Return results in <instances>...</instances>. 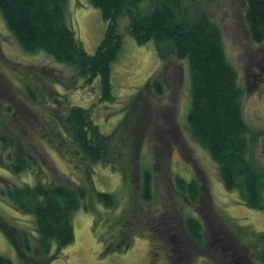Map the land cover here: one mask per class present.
I'll use <instances>...</instances> for the list:
<instances>
[{
    "label": "rangeland",
    "instance_id": "374dc122",
    "mask_svg": "<svg viewBox=\"0 0 264 264\" xmlns=\"http://www.w3.org/2000/svg\"><path fill=\"white\" fill-rule=\"evenodd\" d=\"M146 5L147 1L143 7ZM184 10L190 21L206 14L219 25L228 60L238 72L245 92L244 120L263 133L252 154L264 169V45L250 37L245 1L185 0ZM66 21L87 53L95 54L107 29L101 11L89 0H67ZM127 22H120L124 45L112 65L115 99L102 103L99 79L92 86L78 79L74 88V69L42 51L25 53L0 13V135L11 130L9 134L17 136V132L19 144L30 149L47 171L44 180L69 181L73 187L87 191L86 199L73 215V243L61 250L54 245V259L49 264H261L264 210L249 208L238 193L225 188L217 164L188 130L187 61L169 56L164 63L153 41L142 46L135 41L127 31ZM37 73L60 79L65 87L55 86L58 93H50V99L44 95L48 104L32 106L25 95L20 97L15 90L19 92L17 87L30 80L42 91V85L35 83ZM156 75L164 83L159 96L149 86ZM12 96L16 98L12 100ZM68 104L92 109V118L101 132L115 141L113 163L67 162L55 151L54 145L60 141L43 125L41 120L49 117L42 113H54ZM31 106L40 122L32 119ZM20 110L31 119L23 118ZM31 130L35 135L45 132V147L38 144ZM62 147L68 149L65 142ZM122 150L123 155L118 157ZM6 169L4 164L0 168V255L13 264H26L10 238H18L26 230L35 244V218L17 211L2 197L1 180ZM147 173L150 201L143 198ZM177 176L198 183L200 196L195 203L177 191ZM10 178L13 184L36 182L32 174ZM99 193L113 196V206L99 202ZM190 218L203 227L201 241L191 235L185 224ZM42 259L46 257L42 255Z\"/></svg>",
    "mask_w": 264,
    "mask_h": 264
},
{
    "label": "trees",
    "instance_id": "16d2710c",
    "mask_svg": "<svg viewBox=\"0 0 264 264\" xmlns=\"http://www.w3.org/2000/svg\"><path fill=\"white\" fill-rule=\"evenodd\" d=\"M146 1L147 5L143 7ZM244 1L245 22L250 37L253 42L264 45V0ZM89 2L101 11L103 20L107 23L105 36L93 55L87 53L67 24V0H0V13L13 38L25 53L42 51L56 62L74 69L77 78L71 84L74 88L78 79L83 80L85 86H92L99 79L102 103L115 99L112 92V65L124 45L123 34L120 32L122 19H127V31L139 45H146L151 41L155 43L157 54L164 63L169 56L187 61L190 87L188 130L195 142L217 164L225 188L229 192L238 193L249 208L264 210V169L257 164L252 154L263 133L252 129L244 120L245 92L239 84L238 72L228 60L219 25L206 14L190 21L184 10L185 0ZM36 76L35 83L42 85V91L37 90V84L30 80L23 81V86L17 87L19 92L15 90L20 97L25 95L32 106L45 103L44 95L50 99L51 94L58 93L55 86L65 87L60 79H49L43 73H37ZM149 84L155 95L162 94L164 83L160 76H154ZM13 96L12 100L16 98ZM32 106L29 109L32 119L40 122L33 113ZM9 109L12 110V107ZM53 112L42 113L49 118L41 121L50 128L49 131L54 132V138L60 141L54 148L61 157L67 162L84 161L89 165L113 163L112 143L115 141L101 132L92 118V109L69 105L60 106ZM22 114L25 116L23 118L31 119L27 117V112ZM31 123L35 124L34 121ZM10 132L11 130L3 131L0 135V168L2 169L3 164L7 168V174L1 180L4 186L1 188V195L17 211L35 218L38 235L36 243L32 244L25 230L22 231V236L20 232V237L10 238L11 243L18 245L27 262L24 263L49 264L54 259L51 257L54 245L61 250L73 243V215L86 199L87 191L82 187H73L69 181L44 180L42 177L47 171L42 169L35 154L19 144L17 132V136L10 135ZM25 132L28 134L26 129ZM32 135L39 145L45 147V132L37 135L33 132ZM62 142L66 143L68 149L62 147ZM120 155H123V150L118 157ZM21 174H32L36 178L35 184H13L10 177L20 178ZM149 178L147 173L143 198L148 201L152 199ZM174 185L192 203L198 200L200 189L196 181H187L177 176ZM97 200L107 202L110 207L114 203L113 196L103 193L97 195ZM185 224L191 235L201 241V223L190 218ZM262 241L260 261L264 264V236ZM20 245L23 246L22 249ZM42 255L46 257L44 261ZM0 264L13 263L0 255Z\"/></svg>",
    "mask_w": 264,
    "mask_h": 264
}]
</instances>
